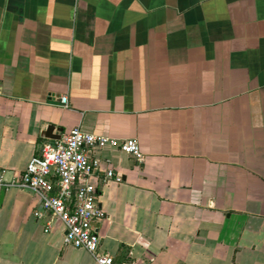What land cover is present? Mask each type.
<instances>
[{
	"label": "crops",
	"instance_id": "obj_1",
	"mask_svg": "<svg viewBox=\"0 0 264 264\" xmlns=\"http://www.w3.org/2000/svg\"><path fill=\"white\" fill-rule=\"evenodd\" d=\"M47 124L143 152H90L119 177L97 190L114 264H264V0H0L5 181ZM39 208L1 188L0 264H97Z\"/></svg>",
	"mask_w": 264,
	"mask_h": 264
},
{
	"label": "built area",
	"instance_id": "obj_2",
	"mask_svg": "<svg viewBox=\"0 0 264 264\" xmlns=\"http://www.w3.org/2000/svg\"><path fill=\"white\" fill-rule=\"evenodd\" d=\"M60 102L68 106L66 96ZM102 146L117 147L138 161L144 157L134 138L118 139L75 126L60 139L41 144L19 178L5 181L0 171V191L11 186L30 189L41 207L33 215L51 218L46 230L57 220L64 227L66 246L88 251L97 264H114L113 256L100 249L96 230V223L106 215L97 199L98 185L112 178L119 180L112 169L101 172L99 159L90 155L93 148Z\"/></svg>",
	"mask_w": 264,
	"mask_h": 264
},
{
	"label": "water",
	"instance_id": "obj_3",
	"mask_svg": "<svg viewBox=\"0 0 264 264\" xmlns=\"http://www.w3.org/2000/svg\"><path fill=\"white\" fill-rule=\"evenodd\" d=\"M56 126L47 124L41 132V136L47 139L58 140L61 137V129H56Z\"/></svg>",
	"mask_w": 264,
	"mask_h": 264
}]
</instances>
